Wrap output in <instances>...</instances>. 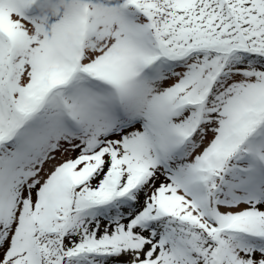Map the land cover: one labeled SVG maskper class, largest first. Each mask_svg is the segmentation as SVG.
Wrapping results in <instances>:
<instances>
[{
	"label": "snow or ice",
	"instance_id": "6c2138e0",
	"mask_svg": "<svg viewBox=\"0 0 264 264\" xmlns=\"http://www.w3.org/2000/svg\"><path fill=\"white\" fill-rule=\"evenodd\" d=\"M0 264H264V0H0Z\"/></svg>",
	"mask_w": 264,
	"mask_h": 264
}]
</instances>
